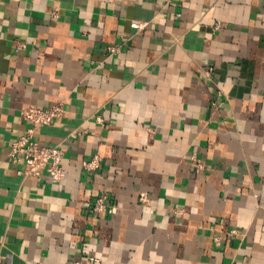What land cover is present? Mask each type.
Returning a JSON list of instances; mask_svg holds the SVG:
<instances>
[{
	"label": "crops",
	"instance_id": "obj_1",
	"mask_svg": "<svg viewBox=\"0 0 264 264\" xmlns=\"http://www.w3.org/2000/svg\"><path fill=\"white\" fill-rule=\"evenodd\" d=\"M73 263L264 264V0H0V264Z\"/></svg>",
	"mask_w": 264,
	"mask_h": 264
},
{
	"label": "built area",
	"instance_id": "obj_2",
	"mask_svg": "<svg viewBox=\"0 0 264 264\" xmlns=\"http://www.w3.org/2000/svg\"><path fill=\"white\" fill-rule=\"evenodd\" d=\"M213 70L207 71L211 75ZM64 105L57 104L49 108L30 107L23 109L21 119L30 124L27 131L19 137L13 144L9 152V157L16 163L25 166L24 174L28 176H39L42 171H47L53 183H60L66 177L63 167L64 151L58 146L44 147L37 139L39 129L52 126L57 119L64 115ZM84 166L89 171H96L100 167L99 157H95L90 162H85ZM200 169L202 164H198ZM110 208V200L106 196L96 199L92 206L94 215L106 214ZM244 237V234L237 229L227 231L224 235L218 236L215 242L218 246L222 244L223 238L237 239ZM90 261L97 262L95 259ZM78 264V263H73Z\"/></svg>",
	"mask_w": 264,
	"mask_h": 264
}]
</instances>
